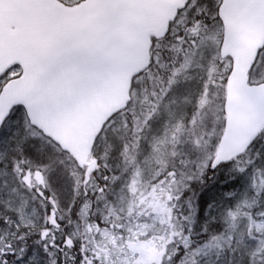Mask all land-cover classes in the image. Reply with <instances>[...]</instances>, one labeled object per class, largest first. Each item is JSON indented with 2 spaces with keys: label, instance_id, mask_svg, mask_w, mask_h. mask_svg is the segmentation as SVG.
I'll return each mask as SVG.
<instances>
[{
  "label": "trees",
  "instance_id": "obj_1",
  "mask_svg": "<svg viewBox=\"0 0 264 264\" xmlns=\"http://www.w3.org/2000/svg\"><path fill=\"white\" fill-rule=\"evenodd\" d=\"M220 1L200 0L209 9L208 15L203 18L208 20L210 26L209 31L204 33L205 46L208 41L216 39L219 46L222 42V20L220 16L216 20L210 18L218 15ZM153 41L151 66L135 77L131 102L124 111L115 114L97 139L93 155L98 166L85 183L82 176L73 199L74 205L68 214L58 210L59 214L54 216L52 212L57 206L54 204L53 187L50 186L55 183V176L53 172H47L45 167L72 161L73 157L29 123L24 107L18 106L12 112L0 130V219L7 221L0 223V255L16 249L17 255L23 256L19 264H128L124 257L131 253L133 244L143 245L146 234L135 231L137 228L133 225H137L139 216L134 219L129 208L120 214L117 209L119 199L116 197L121 192L130 194L132 188L139 189L140 184L148 188L162 186L159 183L162 177H173L172 182L177 183L187 179L188 173H196L193 169L197 164L185 160L183 153L186 151L188 154L190 150L185 149V142L179 144L176 132L171 134V139L175 142V150L180 153L171 151L168 157L163 158L160 156L162 143L154 139L146 126L151 123L149 118L158 113V100L173 87L172 81L182 74L192 73L199 82L203 78L211 79L209 82L216 78L224 86L230 62L220 58L218 46L210 60L214 71L210 66L204 68L198 63L189 68L187 61L193 51L187 44L180 45L179 37L174 39L169 31L165 37L154 38ZM199 51L202 48L195 53ZM185 63L187 67L177 73L175 69ZM20 73V68L16 66L5 78ZM203 93L204 88L191 104L194 113L201 110L198 100ZM189 139L191 144H197L198 141L201 145V140ZM217 143L218 139H215V145ZM250 147L245 154L235 159L241 167L255 160V167L243 176L237 175L233 181L234 174L222 168L208 173L209 179L203 188L200 184L194 185L198 195L203 192V200L200 201L202 209L207 207V201L216 202L217 207L209 215L188 212L183 202L178 200V190L173 193V217L185 228L180 243L190 239L192 250L198 249L197 264H247V252L241 247L242 241L238 234L241 220L264 205V196H259L254 190L255 186H260L261 178L264 180V174H261L264 172V159H257V153L264 157V132ZM22 157L25 162L30 159L31 164L18 169L16 165ZM145 162L151 166L150 172H141L140 167ZM172 170L174 175L169 176L168 172ZM40 172L45 173L43 179L47 192L45 186L41 190L34 188L36 192L31 190L24 180L25 175ZM155 175L157 178H154ZM229 191L236 193L230 201L223 198V193ZM244 193L247 194L245 199L254 197L255 206L246 208L248 203L244 201L247 199L242 200L241 204L236 203ZM261 193H264V187ZM41 203L47 207L43 208ZM227 211L237 212L235 219L229 217ZM36 214L41 215V222L48 220L44 235L41 234L43 224L40 220H31ZM190 216L191 219H188ZM211 216L216 217L215 223L211 221ZM254 217L258 218L257 215ZM205 224L207 232H202ZM20 236L25 239H20ZM33 255L38 256L39 261ZM81 255L84 256L83 260L79 259ZM9 264H16V261L9 257ZM162 264H168V256Z\"/></svg>",
  "mask_w": 264,
  "mask_h": 264
},
{
  "label": "water",
  "instance_id": "obj_2",
  "mask_svg": "<svg viewBox=\"0 0 264 264\" xmlns=\"http://www.w3.org/2000/svg\"><path fill=\"white\" fill-rule=\"evenodd\" d=\"M177 10V0H0V77L13 65L22 70L0 91V130L24 106L31 124L87 166L88 176L96 139L131 101L135 76L151 65L152 36L166 35ZM219 16L221 56L233 64L215 158L233 160L264 130V85L248 76L264 48V0H223Z\"/></svg>",
  "mask_w": 264,
  "mask_h": 264
},
{
  "label": "rangeland",
  "instance_id": "obj_3",
  "mask_svg": "<svg viewBox=\"0 0 264 264\" xmlns=\"http://www.w3.org/2000/svg\"><path fill=\"white\" fill-rule=\"evenodd\" d=\"M218 46L219 42L217 39L208 41L207 45L202 48V51L189 56L187 61L189 68L195 63H198L204 68L210 66V69L213 68L212 70L214 71L215 67L210 65V60L212 53L217 52ZM215 50L216 52H213ZM210 80L209 78H203L199 82L192 73L180 75L177 80L171 82L173 87L159 98L158 113L149 118L151 119V123L146 126V129L153 133L154 139H156L158 143H162L160 156L163 158L168 157V152L176 151L175 142L171 139V134L176 132L178 135L176 140L179 144L185 142V149L190 150L188 154L184 151L185 160L188 163H193L194 159L200 162L193 169V171L195 170L194 172H196L197 167L203 165L208 158L214 159L218 145V143L215 145V139H218L223 131L222 125L225 117H223L221 113L223 109L222 100L225 96V86L218 83L216 78H214L212 82H209ZM203 88L204 95L198 100L201 110L194 113L191 104L196 101L198 94ZM202 99L206 101L203 106H201ZM31 134L33 135L32 130ZM188 137L201 140V145L198 144V141H196L198 145L196 143L191 144ZM214 145L215 147L212 151L211 148ZM176 153L180 152L176 151ZM67 167L71 169L68 168L64 171L65 177H63L66 179L62 180V183L56 180V183L50 184V186L53 187L54 204L57 205L52 209L54 216L59 214L58 210L63 211L64 214L70 212L74 205L73 199L79 190L78 187L82 176L84 178V183L86 180H89V175L87 176L85 174V169L84 172H82L75 162L73 168L70 167V165ZM140 170L141 172H150L151 166H147L145 162V164L141 165ZM168 173L169 176L174 175L173 170ZM37 176L40 177L39 180ZM157 176L159 177L160 174ZM157 176L154 178H157ZM43 177H45L44 172L29 173L24 177V180L28 184V187L30 186L31 190L35 191L34 188L41 190L45 186L44 190L47 192V186L44 183ZM172 179L173 177L170 179L162 177V179H159V183H161L162 186L159 187L148 188L140 184V188H132L130 194L121 192L116 197L117 200L119 199L117 209H119L120 214L125 212L126 208H129L132 212L130 214H132L134 219L139 216L137 218V225H133L137 228L135 231L138 234L139 232L141 234H146V237L143 238V245L133 244L131 253L127 257H124V260H126L128 264H162L163 259L171 253L173 242L180 243V238L184 235L185 228L173 217L174 209H172V204L174 203L172 198L175 190L182 187V184L180 181L177 183L176 181L172 182ZM262 179L263 178H261L260 186H255L254 190L257 194L261 193V189L264 187V180ZM41 192L44 193V191ZM45 196H47L46 193ZM246 196L247 194L244 193L237 199L236 203L241 204L240 202L244 200ZM59 200L61 201L59 202ZM244 202L248 203V205H252V207L256 205L254 197L252 196ZM157 204L166 206V212L163 214H156L154 212V206ZM41 206L43 208L47 207L45 203H41ZM262 208H264V205ZM260 209L253 211L252 214L248 213L243 220H241V230L238 235L242 241L241 247H244V252H250L259 247H264V244L261 243V240H264V227H258L264 225V219L262 220L259 217H254ZM34 216L36 217H32V221L41 219V215L38 216L36 214ZM47 222V219H44L42 222L40 220V223L43 224V229L41 231L43 235L45 234V226L49 225ZM249 233L255 234L257 238L249 239ZM33 256L36 258L35 260L39 261L38 256Z\"/></svg>",
  "mask_w": 264,
  "mask_h": 264
},
{
  "label": "snow or ice",
  "instance_id": "obj_4",
  "mask_svg": "<svg viewBox=\"0 0 264 264\" xmlns=\"http://www.w3.org/2000/svg\"><path fill=\"white\" fill-rule=\"evenodd\" d=\"M221 2H223V0H221ZM177 6L178 10L175 12V16L169 24V31L172 33L174 39L180 38V45L187 44L188 48L191 49L194 54L205 46L204 33L209 31L210 26L208 20L203 18L208 15L209 9L207 6L202 5L200 0H177ZM217 12H219V5L217 6ZM210 18L213 20L219 19L218 15ZM177 50H180L179 47H177ZM262 54H264V48L257 51V58L253 60L252 65L248 69L249 84L264 85V55ZM183 67H187V63L182 65L181 68L175 69V71L178 73ZM228 71L231 72V68H229ZM224 80L226 83L228 77L225 76ZM205 103L206 101L202 99L201 106ZM5 119H8V117ZM257 159H264V157L257 153ZM30 164V159L25 162L22 157L16 167L18 169L27 168ZM44 166L45 165H41V167ZM254 167L255 160H251L246 167H241L238 164V160H231L228 157L208 158L203 165L197 167L195 174L188 173L187 179L181 181L182 187L178 189V200L183 202V207L188 212L207 216L217 207V204L215 201H207V207L202 209L200 201L203 200V192L198 195L194 190V185L200 184L201 188H203V184L209 179L208 173L210 171L217 172L222 168L227 169L229 173L234 174L232 176L234 181L237 175L243 176ZM261 174H264V172ZM37 179L39 180L40 177L37 176ZM235 195V192L229 191L223 193V198L230 201ZM258 195L264 196V193H259ZM248 207L251 208L252 205L249 204ZM227 215L235 219L237 212L227 211ZM256 215L264 219V208H261ZM187 218L191 219V217ZM211 221L215 223L216 217L211 216ZM0 223H7V221L0 219ZM258 227H264V225ZM202 232H207V224L203 226ZM256 238L255 234L249 233V239ZM20 239H25V237L20 236ZM261 243L264 244V240H261ZM171 247L172 251L168 254V264H197L196 256L198 249L192 250L190 239L183 243L174 241ZM20 251L23 252L24 249L21 248ZM246 255L247 264H264V247H259L254 251L247 252ZM9 257H12L16 261V264H19V261L23 259V256L17 255V250L13 249L10 252H4L0 255V264H9ZM79 259L83 260L84 256L81 255Z\"/></svg>",
  "mask_w": 264,
  "mask_h": 264
},
{
  "label": "bare ground",
  "instance_id": "obj_5",
  "mask_svg": "<svg viewBox=\"0 0 264 264\" xmlns=\"http://www.w3.org/2000/svg\"><path fill=\"white\" fill-rule=\"evenodd\" d=\"M95 158V157H94ZM96 159V158H95ZM74 160H72V161H70V160H67V161H62V163H57V164H55V165H53V166H46L45 168H46V171L47 172H53V174H54V176L55 177H53L54 178V180H55V183H56V180L59 182V183H62V180H65L64 179V174H65V170H67L69 167H67L68 165H70V167H72L73 168V165H74ZM194 162H195V164H198L197 163V161H195V159H194ZM76 163V162H75ZM77 164V163H76ZM98 164V162H97V159H96V167H95V169L97 168V165ZM69 169H71V168H69ZM94 169V170H95ZM26 176V175H25ZM64 176V177H63ZM204 184H206V183H204ZM53 189V188H52ZM56 191V190H55Z\"/></svg>",
  "mask_w": 264,
  "mask_h": 264
},
{
  "label": "flooded vegetation",
  "instance_id": "obj_6",
  "mask_svg": "<svg viewBox=\"0 0 264 264\" xmlns=\"http://www.w3.org/2000/svg\"><path fill=\"white\" fill-rule=\"evenodd\" d=\"M61 2L67 3L68 5H76L81 2V0H60Z\"/></svg>",
  "mask_w": 264,
  "mask_h": 264
}]
</instances>
